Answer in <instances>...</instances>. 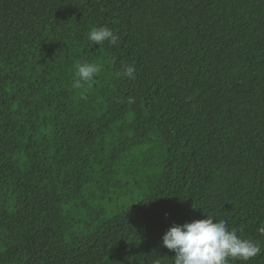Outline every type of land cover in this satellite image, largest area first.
I'll return each instance as SVG.
<instances>
[{
  "label": "trees",
  "instance_id": "trees-1",
  "mask_svg": "<svg viewBox=\"0 0 264 264\" xmlns=\"http://www.w3.org/2000/svg\"><path fill=\"white\" fill-rule=\"evenodd\" d=\"M205 213L264 264V0H0V264H172Z\"/></svg>",
  "mask_w": 264,
  "mask_h": 264
},
{
  "label": "clouds",
  "instance_id": "clouds-1",
  "mask_svg": "<svg viewBox=\"0 0 264 264\" xmlns=\"http://www.w3.org/2000/svg\"><path fill=\"white\" fill-rule=\"evenodd\" d=\"M91 45H101L107 41L111 45L118 43L119 37L107 26L94 27L88 32ZM74 88L83 83L94 81L101 72L96 63L84 62L75 65ZM134 65H125L123 75L135 79ZM128 103H134V97H128ZM167 215V214H166ZM215 214H206L205 218L193 219L182 224L173 222L163 233L162 245L174 252L172 264H232L233 261H248L258 255L261 243L237 234V229H229L225 219L214 222ZM264 235V226L258 228Z\"/></svg>",
  "mask_w": 264,
  "mask_h": 264
}]
</instances>
